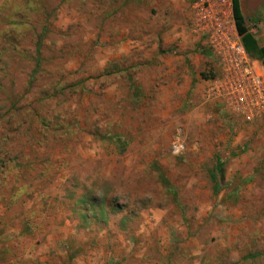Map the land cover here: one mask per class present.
Masks as SVG:
<instances>
[{"label": "rangeland", "instance_id": "rangeland-1", "mask_svg": "<svg viewBox=\"0 0 264 264\" xmlns=\"http://www.w3.org/2000/svg\"><path fill=\"white\" fill-rule=\"evenodd\" d=\"M192 1L0 0V264H264V125L205 97Z\"/></svg>", "mask_w": 264, "mask_h": 264}, {"label": "built area", "instance_id": "built-area-1", "mask_svg": "<svg viewBox=\"0 0 264 264\" xmlns=\"http://www.w3.org/2000/svg\"><path fill=\"white\" fill-rule=\"evenodd\" d=\"M190 20L213 60L214 73L205 82V97L243 121L264 125V65L243 46L232 0H193Z\"/></svg>", "mask_w": 264, "mask_h": 264}, {"label": "trees", "instance_id": "trees-1", "mask_svg": "<svg viewBox=\"0 0 264 264\" xmlns=\"http://www.w3.org/2000/svg\"><path fill=\"white\" fill-rule=\"evenodd\" d=\"M232 11H233V18L235 21L236 29L238 34L240 35L241 41L243 43V46L247 53L259 60L262 65H264V45L258 44L254 34L249 30L245 23V17L242 13L241 6H240V0H232ZM45 30H43L37 39L36 42V52L38 56V51L41 47V39L42 36L44 35ZM219 172L220 174L217 173H211V177L213 180V191L216 194L220 190V180L222 178V168L221 165H219ZM165 181V180H164Z\"/></svg>", "mask_w": 264, "mask_h": 264}, {"label": "crops", "instance_id": "crops-1", "mask_svg": "<svg viewBox=\"0 0 264 264\" xmlns=\"http://www.w3.org/2000/svg\"><path fill=\"white\" fill-rule=\"evenodd\" d=\"M190 25H191V20H190ZM194 35H196V34L194 33ZM196 36L198 37V40H200V42L202 43V45H204L205 44L204 40L202 38H200L198 35H196ZM204 47H205V45H204ZM205 51H206L205 54L207 55V57L210 58L211 61H213L212 58L210 57V54L208 53V51L206 49H205ZM205 84L206 83H204V87H205Z\"/></svg>", "mask_w": 264, "mask_h": 264}]
</instances>
